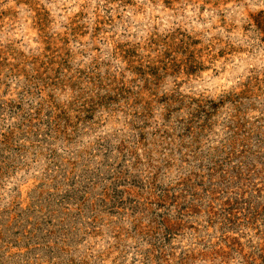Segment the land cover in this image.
<instances>
[{
  "label": "rangeland",
  "instance_id": "obj_1",
  "mask_svg": "<svg viewBox=\"0 0 264 264\" xmlns=\"http://www.w3.org/2000/svg\"><path fill=\"white\" fill-rule=\"evenodd\" d=\"M0 264H264V0H0Z\"/></svg>",
  "mask_w": 264,
  "mask_h": 264
}]
</instances>
